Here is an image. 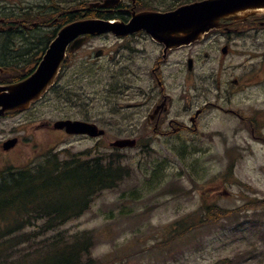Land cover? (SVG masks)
<instances>
[{
  "label": "rangeland",
  "instance_id": "374dc122",
  "mask_svg": "<svg viewBox=\"0 0 264 264\" xmlns=\"http://www.w3.org/2000/svg\"><path fill=\"white\" fill-rule=\"evenodd\" d=\"M84 1L89 0H0V15H6L3 9H7L14 17L25 14L32 19L39 12L57 6L76 8ZM147 1L160 6L171 2ZM138 2L146 4V0ZM49 31L43 28L28 34L12 33L8 43L14 49L12 42L17 41L18 53L39 51ZM7 37L0 39V45ZM236 41L241 47H234L238 54L220 66L211 62L214 76L202 72L185 76L183 81L181 76L171 77L167 86L176 103L171 116H186L181 106L198 97L195 108L203 101L211 102L236 111L239 118L209 107L202 113L197 131L166 139L137 140L132 149H110L108 142L117 137L137 138L140 128L138 123L113 117L111 111L119 113L113 102L137 103L139 90L152 81L146 72L128 73L121 54L107 57L113 40L105 38L91 40L77 53L59 86L29 111L1 117L0 144L13 138L18 143L8 153L0 150V171L38 161L57 142L60 144L54 149L68 148L70 153L90 151L100 143L98 155L117 163L124 177L114 189L97 195L83 214L61 226L46 232L39 225L27 229L37 237L17 250L14 246L0 248V257L21 264L31 260L41 246L90 237L87 253L82 254L84 263L264 264V120L257 117L251 125L247 122L253 111L264 109V81L258 80L264 76V30L242 34ZM90 45L94 53L105 50V57L94 65L85 62L84 51ZM0 56L5 61L7 51ZM255 66L259 75L252 79L249 73ZM246 74L247 81L234 85V80L239 82ZM182 92L192 99L180 100ZM95 117L102 120L100 127H107L108 140L66 137L43 126L64 119L95 121ZM91 154L95 156L92 150ZM185 228H189L187 232Z\"/></svg>",
  "mask_w": 264,
  "mask_h": 264
},
{
  "label": "flooded vegetation",
  "instance_id": "af4514ba",
  "mask_svg": "<svg viewBox=\"0 0 264 264\" xmlns=\"http://www.w3.org/2000/svg\"><path fill=\"white\" fill-rule=\"evenodd\" d=\"M126 1H129L130 4H124ZM170 1L171 2H169L167 5L160 6L157 4L151 5V2L147 0L146 4H141V2H138V0H119V2H113L116 4L112 5L111 8L106 9L102 12L100 10H94L92 14L94 16L99 15L100 18L104 19L121 21L124 24L130 21L133 13H140L145 11L169 12L174 10L178 5L190 3L195 0H181L180 3L178 0ZM61 18L62 20L58 27L71 22L76 17L74 16V18L69 19V16L67 18L63 14ZM262 27H264V16L255 17L249 19L245 24L235 26V29L227 28L224 30H213L203 35V37L199 41L181 46L166 45L158 42L154 40L150 35H148L145 31H139L136 34L122 37H117L112 34L97 37L113 40L112 46L107 50V57L110 54H113L115 56L121 54V59L123 61H126L124 69H126L128 73L136 75L146 72L150 75L152 81L151 84H148L146 86V89L139 90L140 100L137 103L124 104L121 102H113V108L116 107L119 112L113 113L110 110L113 117L120 119L119 121L121 122H130L135 124L138 123L141 129L139 128L138 137H134V139L140 141L145 139H166L173 135H181V133L188 130L197 131L199 119L202 116V113H204L205 110L209 107L216 109L219 113L225 116H235V118H239V115L236 111L224 109L223 107L211 102L203 101L200 106H197L195 108V104L199 103L198 97H196L195 101H193L194 99H192L191 95H188L184 92L180 93V100L183 98L192 99L181 106V113L186 116H171V112H173L176 103L174 101V96L168 90L167 80L171 77L181 76L183 81L185 76L202 72H206L207 74L209 73V76H214L216 70L214 69V64L211 62H214L220 66L225 59H228L234 54H238V50H241V47L238 48V46L236 45L237 37L242 34L248 35L252 32L256 34L259 31L257 29H261ZM239 31H241V33ZM2 37H4L3 34H0V39H3ZM93 39L96 38L87 37L85 42L81 44V47L74 51L71 50L73 44H69V46L67 47V57L61 66V69L63 70L62 76L64 70L72 63V59L74 58V56L77 53L81 52ZM2 44L3 42L1 43L0 48L4 46ZM12 45L14 47V50L7 54L5 62H2L0 59V66L16 67L10 68L11 71H18V69H21L27 76L32 74L37 68L44 54V51H41L42 48L41 50L39 49L40 51L38 52L26 51L18 53L16 49L17 41L12 42ZM234 47L238 49L236 50V52L234 51ZM10 49L13 48L11 47ZM94 49L95 48L90 45L84 51L85 53H87L84 56L87 57L85 59V62L88 63L86 64L94 65L97 61L105 57L104 49H98L95 53ZM97 53L100 54V57L96 56ZM263 70L264 63L262 65L261 72H263ZM7 72L8 75H11V72L9 70L6 71V73ZM257 72L258 71L256 66L251 68L249 75H251L252 79L259 75ZM246 76L247 74L243 76L239 82L238 80H234V85L240 86L242 82L247 81ZM262 77L258 79L259 82L264 81V78ZM13 80L14 78L11 81ZM1 81L2 79H0V82ZM248 86L249 85H247L246 88ZM60 91L61 97L63 101H65L64 89H61ZM252 113V117L247 120L249 125H251L253 120L257 121L255 119L257 117H260L264 120V109L261 112L257 110L253 111ZM180 118L181 120H179ZM93 120L95 121H80L96 124L105 132L102 138L105 140L109 139L110 137H108V134L106 132L107 127L103 125L101 127L99 126L101 125L100 122L102 120L98 117H95V119ZM253 130V127H251V135H254ZM116 139L133 138L117 137Z\"/></svg>",
  "mask_w": 264,
  "mask_h": 264
},
{
  "label": "trees",
  "instance_id": "16d2710c",
  "mask_svg": "<svg viewBox=\"0 0 264 264\" xmlns=\"http://www.w3.org/2000/svg\"><path fill=\"white\" fill-rule=\"evenodd\" d=\"M3 10L6 15H1L2 18H14L10 10ZM56 14V8L39 12L30 21L53 22ZM23 16L25 18L20 17L25 20L23 23L30 22L25 14ZM68 16L71 19L75 15L65 17ZM62 18L49 24L58 27ZM6 35L0 52L9 54V33ZM81 156L82 153L74 154L61 160L58 154L50 152L32 167L9 168L0 173V248L14 246L17 250L23 243L30 242L37 233L31 234L27 229L34 226L39 225L38 228L46 232L70 221L88 207L93 198L114 189L123 179L117 163L101 157L81 159ZM75 239L66 244L54 241L49 246H41L31 260L26 259L21 264H83L82 254L87 253V243L80 241L81 238ZM2 252L0 250V255ZM0 264H14V260L0 257Z\"/></svg>",
  "mask_w": 264,
  "mask_h": 264
},
{
  "label": "water",
  "instance_id": "95a60500",
  "mask_svg": "<svg viewBox=\"0 0 264 264\" xmlns=\"http://www.w3.org/2000/svg\"><path fill=\"white\" fill-rule=\"evenodd\" d=\"M116 1L119 2L103 0L101 3H90L87 9L109 8L116 4L113 3ZM260 15H264V0H203L166 13L157 11L133 13L128 24L96 18L73 21L57 33L30 78L15 85L0 86V116L7 112L27 109L33 102L39 100L53 84L67 46L73 42L71 50L79 48L85 41L81 36L112 33L121 37L143 30L158 42L181 46L200 40L211 30L226 29ZM63 128L67 133L87 134L91 137L102 133H98L94 125L79 121H59L54 124V129ZM15 142V139L6 142L4 149L13 147ZM113 145L132 147L134 141H117Z\"/></svg>",
  "mask_w": 264,
  "mask_h": 264
},
{
  "label": "bare ground",
  "instance_id": "6f19581e",
  "mask_svg": "<svg viewBox=\"0 0 264 264\" xmlns=\"http://www.w3.org/2000/svg\"><path fill=\"white\" fill-rule=\"evenodd\" d=\"M17 36V35H16ZM43 45V44H42ZM2 48V47H1ZM32 50H33V48H32ZM38 50V49H37ZM36 51V50H35ZM2 52V51H1ZM38 52V51H37ZM2 54V53H1ZM41 56V55H40ZM1 57V56H0ZM3 57V56H2ZM2 59V58H1ZM3 61H4V59H3Z\"/></svg>",
  "mask_w": 264,
  "mask_h": 264
}]
</instances>
